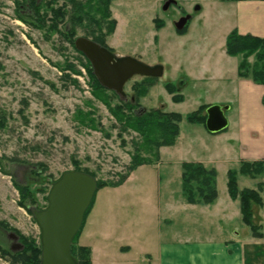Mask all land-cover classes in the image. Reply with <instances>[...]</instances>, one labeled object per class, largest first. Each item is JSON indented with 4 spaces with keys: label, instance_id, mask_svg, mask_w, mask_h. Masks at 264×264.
Wrapping results in <instances>:
<instances>
[{
    "label": "rangeland",
    "instance_id": "obj_1",
    "mask_svg": "<svg viewBox=\"0 0 264 264\" xmlns=\"http://www.w3.org/2000/svg\"><path fill=\"white\" fill-rule=\"evenodd\" d=\"M81 1L95 5L91 16L97 20L106 11L109 18H102L100 27L85 16L74 22L70 0H44L35 14L33 8H23L26 0H0V264L20 263L10 255L20 243L11 236L21 234L41 244L40 227L27 207H47L52 184L64 172L79 167L94 172L96 179L116 181L126 172L136 145L143 146L138 132L124 130L112 114L121 97L96 87L90 61L75 47L80 36H101L117 57L162 64V75L140 102L184 118L175 144L159 148V160L155 146L142 147L150 163L130 172L123 184L97 191L74 248L85 246L80 240L84 236L92 247V264H104L109 255L105 246L127 250L128 243L132 250L116 253L118 264H128L143 258L144 248H156L163 235L182 231L185 214L173 215L169 226H161L160 218L168 204H178L181 196L186 200L181 195L184 160L214 158L219 203L230 196L228 171L237 164L221 155L227 137L185 118L201 104H226L224 99L233 93L228 73L235 71L238 58L227 53L226 41L236 17L225 12L227 3L176 0L164 10L167 0ZM186 14L191 15L186 31H177L175 22ZM110 20L117 22L113 32L107 26ZM157 20L164 24L157 26ZM254 60V55L249 58ZM143 77L134 75L125 84L126 99ZM237 183L240 189H262L263 205L253 209L255 222L264 226V172L238 173ZM220 225L242 240L252 234L231 213Z\"/></svg>",
    "mask_w": 264,
    "mask_h": 264
},
{
    "label": "crops",
    "instance_id": "obj_2",
    "mask_svg": "<svg viewBox=\"0 0 264 264\" xmlns=\"http://www.w3.org/2000/svg\"><path fill=\"white\" fill-rule=\"evenodd\" d=\"M223 2L227 3L224 7L225 12L236 17L230 31L236 29L242 34L250 33L264 38V0ZM233 57L238 58L235 71L228 73L230 79L228 85L233 89V93L224 99V102L230 105L225 111L229 124L224 131L215 135L227 137L221 155L228 159V162L237 164L238 168L242 160L264 159V84L239 76L240 57ZM230 111L231 115L228 116ZM204 128L207 130L205 126ZM189 161L214 167L212 165L215 159L198 157ZM219 201L216 198L214 202L208 204L189 203L181 196L178 204H168L164 217L160 218L161 226L173 224L175 222L173 215L185 214L181 223L185 228L182 231H174L175 234L172 236L163 235L164 238L156 248L142 250L145 258H137L128 264H264V226L262 237L251 234L242 240L238 233V237L227 234L222 230L220 223L222 224L223 219H228L230 213L242 220L240 205L238 200L230 196L222 203ZM179 220L181 221L180 217L177 218V221ZM83 237L80 238L81 243L90 247L92 251V247L82 240ZM125 245L127 250H122L121 245L113 250L111 246H105L104 251L109 255L104 264H118L116 253L129 252L133 249L132 245L128 243ZM112 252L115 254H111Z\"/></svg>",
    "mask_w": 264,
    "mask_h": 264
},
{
    "label": "trees",
    "instance_id": "obj_3",
    "mask_svg": "<svg viewBox=\"0 0 264 264\" xmlns=\"http://www.w3.org/2000/svg\"><path fill=\"white\" fill-rule=\"evenodd\" d=\"M109 1V0H108ZM73 15L72 20L80 21L82 18H92L96 25H99L104 19L109 18V13L107 11L100 17L101 19H96L95 15L91 16L92 13H96V8L93 3H84L81 0H70ZM35 9L34 14L38 12L39 6H32ZM157 26L164 24L162 20H157ZM111 31L113 32L117 22L116 20H110L107 22ZM71 28V26H70ZM187 26L183 30H177L180 32L186 31ZM70 31H74L73 28ZM110 31V32H111ZM93 40L102 43L103 39L101 36L93 37ZM227 53L231 56H239L240 61L238 65V74L241 77L251 78L257 83L264 84V38L255 36L250 33L242 34L238 30H232L226 41ZM255 56L253 63L249 61L251 56ZM94 82L96 87L99 89H106L97 79L96 75L93 74ZM157 78L153 76H144L139 82L133 84L134 94L132 98H120L118 104L115 108H111L112 114L116 120L124 126L126 129H134L143 139V146L146 149L153 145L157 148L156 158L159 160L160 152L159 148L162 146H172L175 144L177 137L180 132V124L184 116L176 111H165L161 108H146L143 107L140 99L145 96L149 88L155 83ZM170 91H174V85L170 83L167 85ZM180 97L179 95H177ZM264 101V99H263ZM209 104H201L195 111L187 114L185 117L188 121L192 123H200L205 126L207 114L206 108ZM136 145V152L131 158L130 163L126 167V172L121 175L119 180L116 181H105L97 179V191L100 188L106 186H119L125 182L128 178L130 172L134 171L137 167L150 163V159L143 156L141 149ZM76 170L84 171L96 178L94 172L88 169H81L76 167ZM264 172V159L256 161L242 160L240 162L239 168H232L228 171L227 178V189L230 197L234 200L239 201L240 210L242 214V220L245 224L249 225L252 234L256 237H262L263 225L257 223L254 220L255 212L253 205L261 207L263 205V198L261 196L262 189H252L244 188L240 189L237 183V174H258ZM217 171L214 167H206L201 162L195 161H183L182 163V192L186 200L189 203H212L218 196L217 183H216ZM20 186V184H18ZM262 186V185H261ZM264 187V185L262 186ZM23 192H27V188H21ZM97 191L94 195L92 203L96 198ZM29 193V192H27ZM91 205L93 206V204ZM20 204L27 207L26 204L20 202ZM89 206L85 213L83 224L75 235L73 242L76 237H79L81 229L86 222L88 213L90 212L92 206ZM29 207V206H28ZM30 213L31 209L28 208ZM19 242L22 244L20 250H11L10 255L13 259H18L19 264H40L41 261V244L37 243L33 238H27L24 235L17 234ZM77 251V253H76ZM71 253L77 260L78 264H92L91 258V248L87 246H78L76 249L71 245Z\"/></svg>",
    "mask_w": 264,
    "mask_h": 264
},
{
    "label": "water",
    "instance_id": "obj_4",
    "mask_svg": "<svg viewBox=\"0 0 264 264\" xmlns=\"http://www.w3.org/2000/svg\"><path fill=\"white\" fill-rule=\"evenodd\" d=\"M172 3L176 0H167L163 9L166 10ZM190 18L189 14L183 15L175 22L176 29L183 30ZM75 47L90 61L102 86L115 91L123 99L126 98L124 86L134 75L159 77L164 70L161 64L148 65L132 56L117 57L105 46L85 36L76 38ZM229 108V104H210L206 108L205 127L210 133L217 134L228 127L225 111ZM97 187V179L91 174L69 170L52 184L47 207L31 208L41 230L40 264H78L71 253V245ZM11 237L18 239L17 235ZM21 248L20 243L12 247L14 251Z\"/></svg>",
    "mask_w": 264,
    "mask_h": 264
},
{
    "label": "flooded vegetation",
    "instance_id": "obj_5",
    "mask_svg": "<svg viewBox=\"0 0 264 264\" xmlns=\"http://www.w3.org/2000/svg\"><path fill=\"white\" fill-rule=\"evenodd\" d=\"M26 4L23 6V8L25 7L27 9V11H32V6H40L42 1L44 0H26ZM22 6V4L20 5ZM22 8V10H23ZM35 9H33V13H34ZM109 49V48H108ZM110 50V49H109Z\"/></svg>",
    "mask_w": 264,
    "mask_h": 264
}]
</instances>
